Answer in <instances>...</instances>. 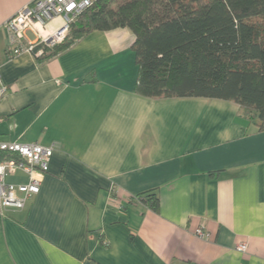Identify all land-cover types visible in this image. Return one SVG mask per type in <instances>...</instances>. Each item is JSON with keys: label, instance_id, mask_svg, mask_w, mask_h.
I'll return each instance as SVG.
<instances>
[{"label": "crops", "instance_id": "1", "mask_svg": "<svg viewBox=\"0 0 264 264\" xmlns=\"http://www.w3.org/2000/svg\"><path fill=\"white\" fill-rule=\"evenodd\" d=\"M32 1L0 0V140L55 149L40 192L0 214V264H264L257 122L233 100L140 95L128 27L93 30L45 59L11 57L5 23Z\"/></svg>", "mask_w": 264, "mask_h": 264}, {"label": "trees", "instance_id": "2", "mask_svg": "<svg viewBox=\"0 0 264 264\" xmlns=\"http://www.w3.org/2000/svg\"><path fill=\"white\" fill-rule=\"evenodd\" d=\"M117 27L135 33L140 95L233 100L264 131V0H95L39 59Z\"/></svg>", "mask_w": 264, "mask_h": 264}, {"label": "built area", "instance_id": "3", "mask_svg": "<svg viewBox=\"0 0 264 264\" xmlns=\"http://www.w3.org/2000/svg\"><path fill=\"white\" fill-rule=\"evenodd\" d=\"M95 0H33L8 19L5 27L9 33L8 52L10 56L23 51L37 57L45 54L46 48H53L67 37L74 19L90 7ZM55 17H62L63 24L48 36L41 35L36 41H26L25 31L45 26ZM7 86L0 73V101L6 95ZM53 145L0 140V214L8 208L23 209L41 189L45 173L54 153ZM22 171L28 175V182H8L7 177ZM196 235L205 238L207 231L202 225ZM237 249L246 252L248 245L241 242Z\"/></svg>", "mask_w": 264, "mask_h": 264}]
</instances>
